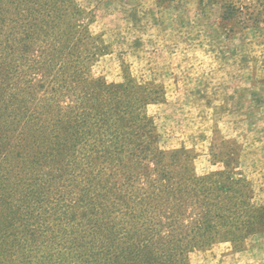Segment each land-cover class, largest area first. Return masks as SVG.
<instances>
[{
    "label": "trees",
    "instance_id": "16d2710c",
    "mask_svg": "<svg viewBox=\"0 0 264 264\" xmlns=\"http://www.w3.org/2000/svg\"><path fill=\"white\" fill-rule=\"evenodd\" d=\"M196 1L228 37L264 28V0ZM94 22L76 0H0V264H189L220 242L244 249L264 207L235 219L247 207L237 189L223 195L229 178L198 177L194 152L161 148L148 107L164 86L124 62L120 82L96 75L110 47ZM194 206L243 235L197 237Z\"/></svg>",
    "mask_w": 264,
    "mask_h": 264
},
{
    "label": "rangeland",
    "instance_id": "374dc122",
    "mask_svg": "<svg viewBox=\"0 0 264 264\" xmlns=\"http://www.w3.org/2000/svg\"><path fill=\"white\" fill-rule=\"evenodd\" d=\"M76 1L95 16L91 30L110 47L94 73L120 82L124 62L136 78L161 83L165 103L148 107L161 148L194 152L198 177L220 172L229 178L223 195L232 197L237 189L244 193L247 207L236 208L234 218L252 221L254 210L264 207V28L250 27L228 37L220 28L219 14L205 20L196 0H183L177 11L159 10L156 0ZM241 106L251 110L246 118L239 113ZM221 154L227 167L215 165ZM214 216L212 208L202 213L194 206L187 222L197 227V237L243 235L242 230L218 227ZM261 244L264 230L253 233L244 249L220 242L186 252L185 257L189 264H240L238 260ZM248 259L243 263L258 264Z\"/></svg>",
    "mask_w": 264,
    "mask_h": 264
},
{
    "label": "crops",
    "instance_id": "0c3cea01",
    "mask_svg": "<svg viewBox=\"0 0 264 264\" xmlns=\"http://www.w3.org/2000/svg\"><path fill=\"white\" fill-rule=\"evenodd\" d=\"M264 91V87L262 88ZM259 107V105L257 106ZM253 107H251L252 109ZM264 108V107H263ZM257 111H259L258 108H255ZM261 109V108H260ZM262 110V109H261ZM264 110V109H263ZM251 112V110L249 111L248 109H246L244 106L239 107V113L243 114V116H245L244 118L247 117V115H249V113ZM245 113V114H244ZM251 258L252 261H254V263L257 261L258 264H264V244L259 245L256 249L253 250V252H251V254L249 256H246L244 258H241L240 260H238V262L240 264H245L243 263L244 261L247 262L249 259ZM249 262V261H248Z\"/></svg>",
    "mask_w": 264,
    "mask_h": 264
}]
</instances>
